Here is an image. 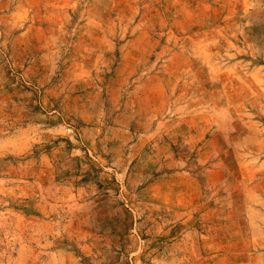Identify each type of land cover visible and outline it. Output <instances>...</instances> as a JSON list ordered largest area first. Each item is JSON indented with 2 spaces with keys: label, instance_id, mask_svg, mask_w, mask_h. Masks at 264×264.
<instances>
[{
  "label": "rangeland",
  "instance_id": "1",
  "mask_svg": "<svg viewBox=\"0 0 264 264\" xmlns=\"http://www.w3.org/2000/svg\"><path fill=\"white\" fill-rule=\"evenodd\" d=\"M0 264H264V0H0Z\"/></svg>",
  "mask_w": 264,
  "mask_h": 264
}]
</instances>
